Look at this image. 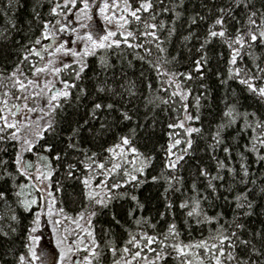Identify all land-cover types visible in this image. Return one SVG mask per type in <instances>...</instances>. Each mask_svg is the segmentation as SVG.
<instances>
[{
    "label": "snow or ice",
    "instance_id": "obj_1",
    "mask_svg": "<svg viewBox=\"0 0 264 264\" xmlns=\"http://www.w3.org/2000/svg\"><path fill=\"white\" fill-rule=\"evenodd\" d=\"M0 264H264V0H0Z\"/></svg>",
    "mask_w": 264,
    "mask_h": 264
},
{
    "label": "trees",
    "instance_id": "obj_2",
    "mask_svg": "<svg viewBox=\"0 0 264 264\" xmlns=\"http://www.w3.org/2000/svg\"><path fill=\"white\" fill-rule=\"evenodd\" d=\"M27 8L22 9L20 12L21 16H24L26 14ZM181 70L183 71L184 69L181 68ZM161 119H164L163 116H161ZM141 198L145 199L148 198L151 200V204H157V200L156 197L158 195V193L156 192V190L151 186V185H145L144 188L141 189L140 192ZM151 204L149 206V211L154 213V210L151 208ZM158 207H162V205L157 204ZM146 215L149 213H145ZM198 233H194V236H198Z\"/></svg>",
    "mask_w": 264,
    "mask_h": 264
},
{
    "label": "rangeland",
    "instance_id": "obj_3",
    "mask_svg": "<svg viewBox=\"0 0 264 264\" xmlns=\"http://www.w3.org/2000/svg\"><path fill=\"white\" fill-rule=\"evenodd\" d=\"M44 242H45V243H47V241H46V240H45Z\"/></svg>",
    "mask_w": 264,
    "mask_h": 264
}]
</instances>
